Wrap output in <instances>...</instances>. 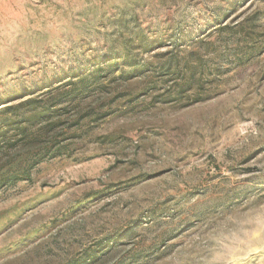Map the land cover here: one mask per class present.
I'll use <instances>...</instances> for the list:
<instances>
[{
  "label": "rangeland",
  "instance_id": "374dc122",
  "mask_svg": "<svg viewBox=\"0 0 264 264\" xmlns=\"http://www.w3.org/2000/svg\"><path fill=\"white\" fill-rule=\"evenodd\" d=\"M104 57L62 152L0 185V264H264V0H0V110Z\"/></svg>",
  "mask_w": 264,
  "mask_h": 264
},
{
  "label": "trees",
  "instance_id": "16d2710c",
  "mask_svg": "<svg viewBox=\"0 0 264 264\" xmlns=\"http://www.w3.org/2000/svg\"><path fill=\"white\" fill-rule=\"evenodd\" d=\"M233 29V27L223 25L218 30L233 33ZM103 59L105 62L103 65L96 63L90 70L72 76L73 79L46 88L41 93L42 95H32L33 91L25 93L28 95L25 99L2 107L0 110L2 113L0 116V162L4 159L5 163L0 164V171L6 166L5 164L12 162L13 153L19 154L25 151L30 156L24 160L21 171L15 172L9 168L5 173L0 174V185L29 179L31 168L40 162L44 155L62 152V146L54 143V141L47 145L46 141L48 138L49 140L54 139L55 130L58 126L73 125L67 124L66 115L70 114L71 108L72 110L76 109L81 98L89 90L102 88L99 81L102 74L110 73L114 65L112 57H104ZM143 67L148 69L150 65L144 63ZM165 70L170 73L180 72L184 69L179 67L177 62L174 64L169 62ZM185 71L189 73L182 84V89L190 85L195 69L186 66ZM72 123L77 124V121ZM10 132L12 134H9ZM103 247L100 251L96 248L87 250L79 258L73 259L67 264H98L101 257L110 250L109 242H106Z\"/></svg>",
  "mask_w": 264,
  "mask_h": 264
}]
</instances>
